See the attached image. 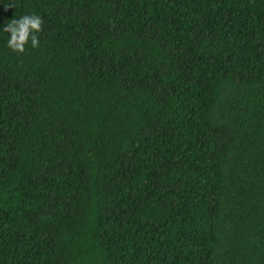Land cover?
<instances>
[{
  "label": "trees",
  "instance_id": "16d2710c",
  "mask_svg": "<svg viewBox=\"0 0 264 264\" xmlns=\"http://www.w3.org/2000/svg\"><path fill=\"white\" fill-rule=\"evenodd\" d=\"M0 264H264V0H0Z\"/></svg>",
  "mask_w": 264,
  "mask_h": 264
},
{
  "label": "clouds",
  "instance_id": "9594fccd",
  "mask_svg": "<svg viewBox=\"0 0 264 264\" xmlns=\"http://www.w3.org/2000/svg\"><path fill=\"white\" fill-rule=\"evenodd\" d=\"M43 20L37 14H24L0 26V33L7 35L6 46L17 53L25 51L26 46L35 48L39 44L38 33L42 30Z\"/></svg>",
  "mask_w": 264,
  "mask_h": 264
}]
</instances>
